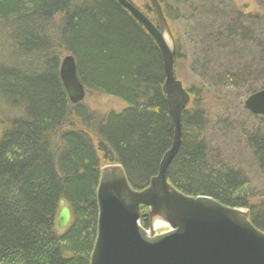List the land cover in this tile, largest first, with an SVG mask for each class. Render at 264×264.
Returning <instances> with one entry per match:
<instances>
[{"label":"trees","instance_id":"trees-1","mask_svg":"<svg viewBox=\"0 0 264 264\" xmlns=\"http://www.w3.org/2000/svg\"><path fill=\"white\" fill-rule=\"evenodd\" d=\"M158 2L166 20L195 17L190 29L200 40L195 48H201L186 67L183 43L171 31L175 77H185L187 68L192 85L180 80L190 103L182 111L181 143L166 179L184 195L246 209L248 220L264 232V194L251 190L245 173L254 167V175L264 177V116L242 104L264 88V0H255L253 12L233 0ZM143 15L155 24V14ZM5 30L0 264H89L100 169L119 164L140 190L170 148L173 124L159 48L116 0H0V32ZM69 54L85 92L117 98L126 107L100 117L83 102L70 103L58 74ZM210 102L214 125L206 110ZM238 112L245 116L237 120ZM208 131L221 136L227 153L212 146ZM63 206L71 219L59 229L56 215ZM141 214L140 225L147 226L146 207Z\"/></svg>","mask_w":264,"mask_h":264},{"label":"water","instance_id":"water-1","mask_svg":"<svg viewBox=\"0 0 264 264\" xmlns=\"http://www.w3.org/2000/svg\"><path fill=\"white\" fill-rule=\"evenodd\" d=\"M142 26L159 48L165 72L162 91L173 124L170 148L162 155L158 172L142 189H134L118 164L100 169L96 189L97 231L89 264H264V232L248 220V211L227 207L204 195H184L166 179L167 167L181 143L183 110L190 95L175 77L174 38L158 0H148L155 25L129 0H116ZM58 74L69 102L85 97L71 54L60 60ZM243 107L264 116V88L249 94ZM148 213L140 225L141 207ZM57 227L70 222L68 207L57 212ZM155 221L166 230L154 233Z\"/></svg>","mask_w":264,"mask_h":264},{"label":"rangeland","instance_id":"rangeland-1","mask_svg":"<svg viewBox=\"0 0 264 264\" xmlns=\"http://www.w3.org/2000/svg\"><path fill=\"white\" fill-rule=\"evenodd\" d=\"M129 1L131 4H134L136 6V8H138V10L142 14L146 13L149 17H151V18L154 17V16H152L154 14H153V10H152L151 5L148 2V0H129ZM192 1H194V0H192ZM233 2L237 5V7L239 9H241L243 11H252L253 12V11L257 10L255 0H233ZM186 16L187 17L184 18L185 20H183V19L170 20L168 18H167V20H168V24L171 27V31L173 32L174 37L178 40L179 45L181 43H183L184 48L180 52H181V54H183V52H185L186 59H187L186 60V67L187 66L189 67L192 57L197 58L196 52L199 53L201 48L200 47L195 48V46H196L195 44H198L200 40L198 39V37H196L194 34H192V30L190 29V27H191L190 24H194L196 19H195V17L193 18L189 15H186ZM8 35H9V32H7V30H5L4 32L2 31V33L0 32V47L3 46V48H4L3 52L6 51L5 50V48H7L6 44L8 45V42H9V40L7 39ZM189 39L194 43V44H192V46L190 44V41L188 42ZM3 52H1V53H3ZM184 75H186V76L184 77L182 75V77H180V80L184 79L186 81L185 82L186 84H184V85L187 88H189V86L192 85L191 84L192 79H190V77H189V70H187V68H185ZM84 95H85V97L82 100V102L86 106H88L91 111H93L94 113H96L100 117H102L103 115H105V113H107L109 111L119 112L126 107V105L123 102H121L119 99L113 98V97L105 95V94L103 95V94H99V93H95V92H93V93L85 92ZM206 110L209 112V119L212 122V125H214L213 121H215V119L213 118L212 102L208 103V108ZM216 111L219 112L220 110H216ZM242 115H244V114L241 112H238V114L236 115L235 118L238 120V117H241ZM244 116H242V117H244ZM206 137H208V139L211 140V144L213 147L216 148V146H218V147H220V152L227 153L224 150L225 146H226V145H224L225 141L221 138L220 135H217V133H215V131L214 132L208 131L206 134ZM254 171H255L254 167L249 172L247 170L245 171L246 175L249 177V180H250L249 187L251 188V190L253 189L254 192H257V194L259 193V194L263 195L264 194V177L262 178L261 175L259 176L258 174H257L258 176L254 175ZM148 227L149 226H147V228ZM165 230H166V226H160L155 230V232L158 233V232H162Z\"/></svg>","mask_w":264,"mask_h":264},{"label":"bare ground","instance_id":"bare-ground-1","mask_svg":"<svg viewBox=\"0 0 264 264\" xmlns=\"http://www.w3.org/2000/svg\"><path fill=\"white\" fill-rule=\"evenodd\" d=\"M160 226H164L161 222H159V221H155L154 223H153V225H152V230H153V232L155 233V230L158 228V227H160Z\"/></svg>","mask_w":264,"mask_h":264}]
</instances>
